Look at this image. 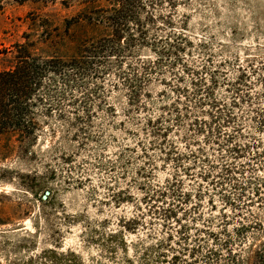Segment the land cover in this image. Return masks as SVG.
<instances>
[{"label":"rangeland","instance_id":"374dc122","mask_svg":"<svg viewBox=\"0 0 264 264\" xmlns=\"http://www.w3.org/2000/svg\"><path fill=\"white\" fill-rule=\"evenodd\" d=\"M142 2L144 6L137 7L135 19L130 21L131 26L127 31L131 34L126 32L125 36L129 38L135 35L136 41L130 46H126L125 39L118 41L123 46V52L120 56L113 55L116 57L115 62L109 63L105 59L101 63H94L90 66L93 70L88 68L87 71L90 72L81 76L76 74V66L73 62L68 63L72 52L66 57L48 55L53 57L51 64L54 67L58 66L61 69L58 72L61 73L47 76L42 90L48 96L59 97L68 102L67 107L72 110L73 117L69 125L71 132L68 136L71 144H76L83 149L87 140L96 142L95 137L88 136L87 128L83 126L85 121L77 115L75 109H83L87 121L91 122L96 116V112L91 110V104L94 98L100 100L97 110H102L105 101L101 99V93L108 90L109 78L122 82V85L113 84L111 88L113 93L120 91L123 86L128 93L132 94L129 101L131 105L143 90L147 77L156 76L162 67H169V61L173 57L183 63L180 60L181 56L185 54L188 57L192 56L191 49L197 47L195 40L189 37V29L193 21L197 25L194 30L196 39L201 41L200 47L203 49L208 47L203 40L211 29H220L225 24L230 29L227 36L229 40L240 45L241 53L237 61L241 67L236 81V92L240 93L242 90L240 86L249 90L242 99L232 102V110L235 111L240 109L241 105H245L246 109L251 110V123L256 125V131H264V112L254 107V104L260 103L264 92H252L253 87L264 88V76L261 75L264 72V59H262L264 56V4L261 0H196L202 5L208 4L209 10L197 9V13L200 14L199 19H196V13H185L186 19L182 25L185 35L176 36L175 39L172 38L171 33L167 32L168 28L174 27V22L171 18L165 19L163 12L165 3L169 8H178L179 5L175 3V0H147V5L145 0ZM213 2L221 7H211ZM237 4L243 5L242 12L249 13L247 19L235 11L233 5ZM85 7L83 0H0V51L10 48L16 42H24L25 33L41 42V48H44L42 55L50 49L61 51L65 44L74 47L85 35L93 36L103 44L117 45V40L113 41V37L105 39L108 38L107 32L92 31L83 20L86 16ZM99 8L106 9L107 4L102 2ZM31 19H35L37 24H34ZM206 21L209 22L208 27H204ZM139 22L142 23L144 30L145 43L139 42L141 37L136 28ZM158 22L163 27H158ZM219 34L221 37L225 35L224 32ZM209 40H215V37L210 36ZM153 56L158 59L153 60ZM225 63L229 67L232 66L230 61ZM7 64L6 58L0 52V69ZM82 66L86 67L85 64ZM176 66V63L171 64L172 68ZM99 70L103 73L95 74ZM161 82L168 83V81ZM213 84L215 85V81ZM85 88L88 91H84L83 96L79 99L74 98ZM146 95L150 97L151 93ZM209 106L213 107L214 112L219 108L218 104L205 105V107ZM52 111L53 109L49 108V114ZM108 111L111 113L115 109L109 108ZM176 111L178 112L179 109L177 108ZM220 111L223 114V109ZM212 115L213 113H209L210 117ZM227 115L231 116V119H228L226 124L237 118L241 121L245 120L244 115H232L231 112ZM59 119L63 121L65 116L61 114ZM35 123V141L28 147L26 153L18 152L6 157L0 156V176L6 177L9 172L25 166L23 160L17 159L19 155H30L33 160H36L37 152L41 150L37 149V145L50 143L37 135L39 124L36 121ZM193 123L199 125L202 130L208 131L210 136L218 131L214 128L216 120L212 121V126H209L208 121L201 124V121L196 120ZM49 131L54 138L59 136V133L52 129ZM236 131L241 132L242 129L238 128ZM214 143L220 145L219 139ZM228 143H233L232 137L228 138ZM71 144L68 146L71 147ZM262 147L264 145L260 143H253L245 145L243 151L239 147L231 149L236 158L250 157L249 167L246 170L227 168L223 175L217 174L213 177L208 174L202 177L210 193L223 197L225 206L221 207L215 197L205 193L212 215L224 221L223 225H216L222 229L219 233L209 231L208 226L201 225L199 220L193 219L192 226L184 225L174 235H168L167 243L150 246L140 257L142 264H222L224 261L227 264H243L240 253L234 249L237 246H243L241 241L247 243L250 233L264 229V223H261L264 220V182H260L258 178H248L254 171L264 173V168L260 166L261 161L264 160ZM219 150L218 147L217 151ZM75 159L74 155L62 153L59 160L64 168L62 170L51 168L43 179L37 173H21L28 176V179L20 182H9L6 178L0 179V264H113V262L119 264L116 261V254L120 248L127 245V239H120V233L116 232L109 236L107 241H103L101 230L111 227L110 222L102 219L98 222V227H93V220L90 219L88 212L95 210L96 206L92 205L88 211H79L76 207L79 198L75 195L72 186V177L77 168ZM5 165L10 167L6 168ZM240 178H244V183H233ZM58 180L63 181L62 189L58 186ZM83 186L84 182L77 181L75 190L78 191ZM167 195V193L164 194V196ZM164 196L160 199L163 200ZM196 198L199 200L201 197L197 195ZM190 199V196L187 197L185 202L187 203ZM99 214L97 212V215ZM165 215L167 219L178 225L188 219L186 215L179 217L171 206L166 210ZM200 219L210 218L200 217ZM233 220L237 221L235 228L231 227ZM121 224H123L122 221ZM129 231L131 230L125 226V234ZM232 233L235 234L234 239L222 241L221 238L225 234L231 236ZM177 236L180 238L176 239ZM249 247H252L251 243ZM261 247H264V241L261 242ZM221 248L227 249V256ZM124 250L130 251L127 248ZM105 252L108 253L107 256L104 255ZM256 255L259 256L260 253L257 252ZM261 259H264V256H261ZM126 264H132L130 257L126 258Z\"/></svg>","mask_w":264,"mask_h":264},{"label":"clouds","instance_id":"9594fccd","mask_svg":"<svg viewBox=\"0 0 264 264\" xmlns=\"http://www.w3.org/2000/svg\"><path fill=\"white\" fill-rule=\"evenodd\" d=\"M145 3L147 5V0ZM175 3L179 5L178 8H169L165 3L163 9L165 19L171 18L174 22V27L167 29L173 39L185 35L182 28L186 19L185 13H196V19H199L197 9L209 10L208 4L202 5L196 0H175ZM261 3L264 4V0H261ZM211 7L221 6L213 2ZM233 8L244 19L249 17V13L242 12L243 5H233ZM208 24L206 21L204 27H208ZM158 27L163 25L158 22ZM196 27L193 21L189 37L195 40L197 47L191 49L192 56L188 57L186 54L181 56L180 60L183 63L173 57L169 61V67H162L156 76L147 77L143 90L131 105L129 101L132 94L123 86L120 91L113 93L111 91L113 84L122 85V82L109 78L108 90L101 93V99L105 101L102 110H97L100 100L94 98L91 104V110L96 112L91 122L87 121L83 109H75L77 115L85 121L83 126L87 128L88 136L96 138L95 143L87 140L83 149L71 144L68 139L71 132L69 125L73 119L72 110L67 107L68 102L59 97L48 96L43 90L37 93L30 102L37 104V107L32 109L26 119H34L39 124L37 135L50 143L37 145V149L41 150L37 152L36 160L30 155H19L17 159L23 160L25 166L9 172L6 177L0 176V179L6 178L9 182H20L28 179V176L21 173H37L43 179L51 168L60 170L64 168L59 160L62 153L76 156L77 168L72 177V186L79 198L76 207L79 211H88L92 205L96 206L95 210L88 212L90 219L93 220V227H98V222L102 219L110 222L111 227L101 230L103 241H107L108 237L116 232L120 233V239H127L128 243L124 248L130 251H125L124 248L118 250L116 261L119 264H126V258L129 257L132 264H142L140 257L150 246L167 243L168 235H174L184 225L192 226L193 219L199 220L201 225L208 226L209 231L219 233L222 229L216 225H223L224 221L212 215L205 193L215 197L221 207L225 206L223 197L210 193L202 177L208 174L213 177L217 174L223 175L227 168L246 170L250 157L236 158L231 149L239 147L243 151L244 146L248 144L264 145V131H256V125L251 123V110L246 109L245 105H241L240 109L235 111L232 110V102L242 99L249 91L240 86L242 90L239 94L236 92V81L241 67L237 63L241 55L240 45L229 40L227 32L230 29L225 24L220 29H211L204 36L203 43L208 47L203 49L200 47L201 41L195 36ZM220 32H224L225 35L221 37ZM210 36H214L215 40L210 41ZM70 52L71 46L65 44L63 50L50 49L44 55L66 57ZM152 59L158 57L153 56ZM107 60L112 63L116 57H107ZM226 61H230L232 66L229 67ZM172 63H176L177 66L172 68ZM261 75L264 76V72ZM84 91L88 89L85 88L74 98L79 99ZM252 92H264V88L253 87ZM146 93H151V96L148 97ZM210 93L212 95H209ZM38 97L43 98L42 103ZM213 102L219 105L215 112L213 107H205L212 105ZM254 107L264 112V97L260 103L254 104ZM49 108L53 109L50 114ZM109 108L115 111L110 113ZM220 109H223V114ZM229 112L232 115H244L245 120L237 118L226 124ZM209 113L213 115L210 117ZM61 114L65 116L63 121L59 119ZM196 120L201 121V124L208 121L209 126L216 120L214 128L218 130L217 133L210 136L208 131L193 123ZM238 128L242 131L237 132ZM49 129L59 133V136L54 138ZM229 137L233 138V143H228ZM217 139L220 145L214 143ZM261 151H264V147ZM77 153L79 154L76 155ZM260 166L264 168V160ZM5 167L8 168L10 165ZM248 178H258L260 182H264V173L254 171ZM77 181L84 182V186L78 191L75 190ZM233 183L242 184L244 178ZM58 186L61 189L64 187L62 180H58ZM165 193L168 195L164 196ZM197 195L201 197L199 200L196 198ZM162 196L163 200L160 199ZM189 196L191 199L186 203L185 199ZM154 197L156 199H153ZM197 205L202 207L198 208ZM169 206L176 210L179 217L186 215L188 219L180 225L167 219L165 212ZM97 212L100 214L97 215ZM261 223H264V220ZM125 226L131 230L127 234ZM231 227H237L236 220H233ZM249 236L247 243L241 241L243 246H237L234 250L240 253L243 264H264V259H261V256H264V247H261L264 229L250 233ZM234 237V233L231 236L225 234L221 239L223 241ZM221 251L227 256V249L221 248ZM257 252L260 253L259 256L256 255ZM104 255L107 256L108 253L105 252ZM222 264L227 262L224 261Z\"/></svg>","mask_w":264,"mask_h":264},{"label":"trees","instance_id":"16d2710c","mask_svg":"<svg viewBox=\"0 0 264 264\" xmlns=\"http://www.w3.org/2000/svg\"><path fill=\"white\" fill-rule=\"evenodd\" d=\"M25 1V0H19ZM107 4L106 9L99 8L101 3ZM86 5L84 21L92 31L107 32L105 39L127 40L126 46L135 43L136 36L126 38L130 29V21L135 19L137 7H143L142 0H83ZM34 24L35 19H31ZM141 43H145L142 23L137 24ZM127 34H131L128 32ZM24 42H16L10 48L0 51L7 61V66L0 69V156L6 157L18 152L26 153L28 147L35 141L36 123L34 119H26L37 104L30 103L32 98L43 89V82L49 75H54L61 69L53 66L50 56L42 55L40 41L30 34L23 36ZM181 39V37H178ZM46 43L47 41H43ZM107 45L99 42L93 36L85 35L74 47L68 63L76 66V74L87 75L94 63H101L113 55L120 56L123 46ZM170 53V51L168 52ZM62 60V59H61ZM85 64L86 67L82 65ZM43 69V71H41ZM95 70V69H94ZM102 70V69H101ZM94 71L95 74L103 71ZM42 102V97H38ZM215 104V102H213ZM235 104V103H234ZM216 105V104H215ZM231 116H229V119ZM158 122V121H157ZM151 124V121H149Z\"/></svg>","mask_w":264,"mask_h":264}]
</instances>
